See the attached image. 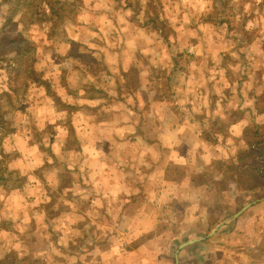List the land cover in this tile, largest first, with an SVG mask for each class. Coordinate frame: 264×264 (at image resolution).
<instances>
[{"label":"crops","instance_id":"crops-1","mask_svg":"<svg viewBox=\"0 0 264 264\" xmlns=\"http://www.w3.org/2000/svg\"><path fill=\"white\" fill-rule=\"evenodd\" d=\"M173 51L166 47L157 58L176 64ZM187 54L192 58L189 48ZM120 66H107L96 76L98 95L75 96L77 105L88 104L95 112L101 106L111 115L91 119L89 130L75 129L80 139L74 153L92 174L83 184L89 185V193L79 195L89 208L75 207L77 218L70 223L77 234L91 227L94 240L84 260L77 246L73 264H264V176L259 180L251 173L254 166L264 175V142H259L264 100H256L259 90L251 91L250 100L236 86V100H193L178 94L172 77L177 98L147 100L150 107L144 109L139 107L146 104V92L139 85L149 75L141 65L134 70ZM221 67L214 70L219 74ZM130 72L139 77L140 100L137 94L130 99L132 86L124 78ZM213 79L222 91L229 87L220 75ZM200 91L204 97L208 92ZM230 110L237 113L230 116ZM216 121H222V129L214 126ZM62 150L71 153L66 146ZM248 151L255 155L245 157ZM20 193L17 188L0 194V219L30 218L23 228H0V237H6L3 243L0 239V260L12 253L19 261L30 257L29 264H66L70 246L48 234H67L70 224L52 225L54 219L39 204L32 210L8 207ZM24 228L31 240H13ZM37 237L43 242H32Z\"/></svg>","mask_w":264,"mask_h":264},{"label":"rangeland","instance_id":"rangeland-1","mask_svg":"<svg viewBox=\"0 0 264 264\" xmlns=\"http://www.w3.org/2000/svg\"><path fill=\"white\" fill-rule=\"evenodd\" d=\"M129 1L135 9L137 3L146 2ZM125 2L55 0L52 10L47 4L38 6V11L45 9L48 14L37 26L27 21V14L20 17L22 10L19 11L17 0H0V112L3 109L10 113L9 121L0 128V159L8 161L6 173L10 175L8 182L0 186V194L20 184L21 193L8 203L14 210H32L38 208L37 204L44 207L48 198L60 199L62 207L51 212L64 211L70 215L64 220L65 215L60 218L50 215L54 219L52 225L70 224L69 231L51 232L48 236L70 246L65 250L66 264L77 260L74 256L77 246L82 249L84 260L94 240L91 227L90 232L77 234L70 221L77 218L75 207L83 211L89 208L79 195L89 193V185L85 187L84 182H89L92 174L83 158L74 153L80 139L75 129L89 130L91 119L110 114L101 106L96 112L84 103L75 107L78 104L75 95L79 92L88 98L100 93L90 86L96 76L117 64L129 69L141 65L145 75H149L139 85L146 92L145 103L157 97L175 100L178 92H172V77L179 87L178 94L183 93L186 98L192 95L193 100H236L229 95L238 92L235 86L246 94V100H250L251 91L264 90V0H153V9L158 14L154 24L140 9L135 14L124 7ZM51 23L53 29L49 30ZM160 32L162 38L158 36ZM12 39L22 40L12 42ZM167 40L172 50L180 52L176 64L157 58L159 51L165 52ZM187 48L193 52L192 58L183 55L187 54ZM16 53L18 57L10 61L14 70H10L6 68L8 58ZM89 57L98 58L100 64L86 75L83 68H87ZM219 62L225 65L218 74L214 67ZM173 70L177 72L174 74ZM219 75L229 86L225 91L219 88L220 82H213ZM27 76L34 80L25 81ZM124 78L132 86L130 99L137 94L140 100L143 91L138 86V75L130 72ZM201 87L208 91L205 97ZM116 104L113 102L111 106L113 112ZM142 107L150 106L146 103L139 108ZM81 139L88 140V136ZM63 146L71 153H64ZM27 182L29 185L23 190ZM27 219L30 218L18 216L13 224L23 228ZM33 219L36 221L35 216ZM30 237L24 228L13 235V240H31ZM39 238L32 242H43Z\"/></svg>","mask_w":264,"mask_h":264},{"label":"trees","instance_id":"trees-1","mask_svg":"<svg viewBox=\"0 0 264 264\" xmlns=\"http://www.w3.org/2000/svg\"><path fill=\"white\" fill-rule=\"evenodd\" d=\"M3 1H5V0H3ZM152 1L153 0H146V2L144 4L137 3L139 6H138L137 9H135L136 6H134L132 3H130L129 0H126V2L124 3V7L129 8L135 14L140 9L141 10L140 12L145 16V18L147 20H149V21L150 20L153 21V24H154V23H157V15L158 14L153 9L154 8V6H153L154 2H152ZM54 2H55V0H36V2H31L29 0L28 1L27 0H17V5H20L19 6L20 7L19 11L22 10V12L20 13V17H23V16H25L27 14L28 15L27 21L30 22V23H36V25L39 26V25L42 24L43 20L45 18H47L44 15L48 14V13L45 11V9H42L41 11H38V6L39 5H43V4H47V6H49V10H52ZM149 8L151 9V11H150ZM28 12H29V14H28ZM52 27H53V23H51V25L49 26V28H50L49 30H52L53 29ZM161 35H163V33L160 32L158 36L161 37ZM21 40L22 39H12L10 41H12V42L13 41L14 42H20ZM166 44H167V48H169L170 45H168V44H170V42L168 40L166 41ZM28 46L30 47V45H28ZM176 53H177V51H176ZM176 53L173 51L172 57H173L174 60H176L178 62L180 54H176ZM6 56H9V54H6ZM16 57H18V53H16L13 57L8 58L9 59V63L6 65V68L10 67V70H12V69L14 70L15 66L10 61H13V59H15ZM88 59L89 60L87 61V65H88L87 68H83V71H84V73L86 75L88 73L90 74V72L92 70L98 69L96 65L100 64L98 62L99 59L96 58V57H89ZM15 61H17V60H15ZM224 65L225 64L223 62H219V63H217L216 66L221 67V66H224ZM89 70H91V71H89ZM30 79L34 80V78L32 76L31 77L27 76L25 78V81H29ZM7 83L9 84L8 86L10 87L9 80H7ZM90 86L93 87V82L90 83ZM94 91L97 92L98 90L94 89ZM229 95L231 96L230 98L232 99V95L234 97H236V92L229 93ZM91 97H94V96H91ZM143 97L147 98L146 95H144ZM256 100H264V90H260V91L257 92ZM75 107H78V105H76ZM259 109H261V112L264 111V104L263 103H262L261 106L259 105ZM235 112L237 113V111H234V110L231 111L230 110L229 111L230 116H233V114H235ZM225 113H228V112L225 111ZM9 114L10 113L8 112V110H3L2 109V111L0 112V128L2 126H4L9 121ZM249 122H251V121H249ZM218 123H220L219 126L217 125ZM213 124H214V126L218 127L219 129L223 128L221 126L222 125V121L221 122L216 121ZM259 127L264 128V120H263L262 123H260ZM259 142H261V143L264 142V134L260 135ZM253 155H255L254 151H251V152L248 151L247 154H245L244 156L245 157H250V156H253ZM4 160L5 159H0V186H2V184L7 183L8 182V176H10L9 173L8 174L6 173V171L8 172V170H7V162L8 161L7 160L4 161ZM251 173L255 174L256 178L259 179V180L264 176V175H262L260 173L259 169L258 168H254V166H252V172ZM17 188H20V184L17 185V186H10L9 188H7L6 192H8L10 190L17 189ZM58 200H59L58 198L57 199L53 198V200H49V202H47L48 204L46 203V205H44L43 208H44V210H45V212L47 214L50 213V215H54V217H57V215L61 214L60 210H59L60 212H57V211L54 212V213L51 212V211H54L56 208H61L62 207L61 202H59ZM13 223L15 224L16 222L11 221L10 218H8V219L7 218H1L0 219V228L6 229V231L14 230V226L15 225ZM5 238L6 237H4V235H1V237H0L1 243H3L5 241ZM3 256H4V258H2L0 260V264H29V262H30V257L23 258V259H21V261H19L20 259H18V256L17 255H13L12 253L11 254H7V255L5 254Z\"/></svg>","mask_w":264,"mask_h":264}]
</instances>
